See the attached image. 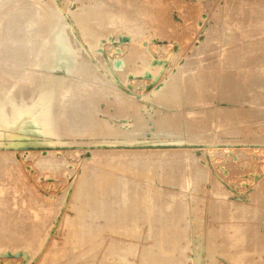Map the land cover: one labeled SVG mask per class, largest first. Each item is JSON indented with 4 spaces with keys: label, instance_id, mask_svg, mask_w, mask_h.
I'll return each instance as SVG.
<instances>
[{
    "label": "rangeland",
    "instance_id": "obj_1",
    "mask_svg": "<svg viewBox=\"0 0 264 264\" xmlns=\"http://www.w3.org/2000/svg\"><path fill=\"white\" fill-rule=\"evenodd\" d=\"M29 1L32 2V4H33L34 9L32 8V10L39 8V7H37V8L35 7V5L37 6V4H38V2H36V1H39V0H35V2H34V3H36L35 5L33 3L34 0H32V1L29 0ZM40 1H42V2H41V4H38V5H40L42 8L47 7V8H45V10L48 9V12L51 10L50 7L55 5V7L53 9L57 10L58 12L53 11V12H55V13H53L51 10L52 14L51 13L47 14V16H48L47 19L49 21L48 24L49 25L52 24L49 27H52L53 25H55L58 22L57 20H59L61 23H63L65 30L67 29L66 31L69 33L70 37H72L71 39H72L73 47L77 50H79V47H80V49L83 48L81 51V53H83V57H82V54L79 52L81 54V58H88V59L90 58L91 59L90 62L92 63V61H94L96 59L95 55H97L99 53L98 56L102 55V57H103V58L100 57L101 60H99V61H103L104 59H105V61H107V62L103 61L106 64L105 65V70H107L106 73H104L105 72L104 66H101L103 64L102 62H101L102 64L98 63L99 66H101L102 68L98 67L96 60L92 63V65L97 66V67H95V69L99 70V72H97V70H95L96 73H98V74L100 73L101 75L103 73L105 74V75L103 74L101 77L104 76L105 79L109 80V78H110V80H111L113 78L112 76L115 74V72H113V70L118 71L121 68L123 70L125 68L124 77L122 78L123 81L121 79L120 81H117V84H115V83H112V84H114L116 87H118V89L121 92H123V94H125L126 96L131 97V99L137 101V103L141 106L142 112L145 114L147 111H149L153 115H156V113H155L156 111H160V110L166 111V107H165L166 103L176 102L175 101L176 99L172 100L173 101L172 102L170 100V98L166 97L168 102L165 101V104L162 106L157 101L155 102L153 100L154 98H155V100H157V99L160 100L157 96L159 95V97L161 98L163 96L161 93H166L164 95H167L168 91H170L169 90L170 89L169 84H171V88L172 87L176 88V93L179 92L178 96L182 95L183 90L181 92V87H179V85L181 86V83H180L181 80L179 81V79H177V77L179 78L178 75L180 74L181 70H182L181 73H183L184 72L183 69H186L185 72L187 74L189 73L188 75L186 74L187 76L192 75V73L197 72V70L198 71L200 70V72H202V73H208V75L211 76V77L208 76V78H211L212 81L210 80L211 82H209L210 84H208L207 86H209L210 88H211V86H213V88H211L212 89L211 95L208 96V98L210 97V100L212 102L210 100L207 101L208 105L205 103L203 108H207V110H209L211 113L209 116L210 127L212 128V126H213L214 130L213 129H212L213 131L210 130L211 131L210 133L212 134V136H214V137L216 136L215 140H217V141L215 142V144L214 143L208 144L207 140L204 138V140L199 139V141H198V139H196L197 141L195 140L196 142H193L194 139H189L188 135H185L186 132L185 133L182 132L181 135L183 136V138H185V140H183L179 144V143L174 142V140H177V138L172 137V136H178V135H175V133L178 134L179 132L178 133L176 131L173 132L171 128H169L171 130L170 131L171 135L170 134H166V135L165 134H161V135L158 134V136L155 137V136L151 135L150 131H149V135H148L147 140L146 139L140 140L141 142L139 140H135L136 138L131 132H128L127 135L126 134L121 135L120 131L125 130V129H129L133 126V123H135V118L133 116H131L132 115L131 112H127V111L124 112V110L119 112L120 109L115 108V107L111 106L110 104L108 105V103H110V101L111 102L113 101L112 96H108L110 101L108 100V102H107L104 100L105 102H107L106 104H105V102L104 103L102 102L103 100H100L99 102H101V104L98 102L97 107H98V109L101 108L102 111L103 110L105 111L107 106L109 107V108L107 107L108 111L106 110V112H110V113L109 114L106 113L107 116H104L105 115L104 113H103L104 115L102 113H100V116H101V118L109 120L110 121L109 123H111V125L114 126L116 130H117V128L119 129L117 131V135H116V133L115 134L107 133L108 136H107V134H104V135L96 134L95 136L93 135L91 137L92 134H90V132L87 131L88 128L86 127V124H84V123L79 124V130H78V126H77L76 129H73L76 131H72L70 133L69 132L67 133V131H65V132L61 131L60 134L57 131V133L55 132V133H53V135L45 132L47 129H45L43 133H38V132H27L26 133V132L22 131L24 128V127H22V126H24L22 124L20 125V129L18 126L17 129L11 130L8 127L7 123H0V161H2L3 159H4V161L5 160L8 161L7 164H5V162H3V161H2V163L0 162V172H2V173H0V180L2 181V182L0 181V184H2V185H0V188H1L0 190L3 191L2 194H0V197L4 198V199L0 198L3 202V203L0 202V207L2 208V209L0 208V212H2V215H5L4 216L5 218L1 215L2 219L0 218L1 219L0 222L2 223V220L5 221L4 219H6L7 221L4 222L6 224L8 222V220L10 219L11 221L9 220V222L7 223L8 227H11L13 229H18L19 232L21 233V234H19V232L17 231L18 234H16V235H18L19 238L15 235L17 238L15 239V236H14V238H13L14 242H13V240L9 241V240H4V239H3V241L2 240L0 241V264H41L42 259L45 257L48 250L52 247L53 242H56V244L63 243L64 238H65V234H66L65 218H66V216H72L73 217V216H75V213H76V211L73 209V204L75 203V199H76L74 197V192H75L74 189H76V187H75V186H77L76 183H77V181H79V180H77L78 177L80 179V175H82V173L84 171V167L87 166V165L83 166V164H88V165L91 164V166H96V165L102 166V164L105 161H107V159H108L107 157L110 156L109 154H111V152L118 153V152L124 151V150L127 151L128 153L130 151H132L129 154H132L133 152H138V153L141 152L140 156L143 158L146 155L145 151L147 153H149L148 151H152L153 155H151V156L153 158L149 156L150 153H149V155L147 154L148 157L152 158V159H155V157H156V159H157L158 154L163 156V153L166 152L165 149L167 151H170L171 153H172V151L175 150V152L177 153V155L175 154L176 155L175 159L176 160L178 159V161L181 163V164L179 162L176 163L177 165L179 164L178 166L176 165V180L177 181H178V179H177L178 176H181L182 170H183V172L185 170L184 169V167H185V162H184L185 158L184 157L185 156L183 153L184 151H191L192 155H194L196 157L197 161L199 162V160H200L199 163H200L201 167L205 171H207L209 173L211 172L209 174V178L210 177L212 178V180H211V178L208 180L205 179L206 181L203 180V182H202L203 184H200L199 188H197V191H194V193L195 192L198 193L197 194V196L199 195L198 197L205 199V202L201 203L202 209L199 211V215H201V217L203 219L202 220L203 221V227H202L201 232L196 231V227L193 223V215H191V216L189 215L187 217V219H188V220H186V222L188 223L187 225L185 224L186 223L185 220L181 221V223H180L179 219L177 218L178 221L176 224H178V225H175V226H178V227H176L177 229L175 228V226L173 228L171 227L172 223L170 224L169 220H168V224L170 225V227H169V225H167V222L165 223V225H166L165 229L168 232H171L173 230V232L176 234V235L175 234L172 235L175 239L178 237L177 234H179V237L177 238L178 240L173 239V240H175L174 242L177 243V241L180 242V240H181L180 243H182V245L180 243H178V245H176L174 243L177 250L175 251L176 254H174L173 256L176 257L177 259L174 258L173 256H172V258L174 259L175 264H180V262H181V264H182V262H183V264L184 263L185 264H194L196 262L197 257L201 258V264H210V263H214V262H215L214 264H238V263H236L237 261H239V258L236 257L238 253H237V250L235 251L234 246L229 248V252L228 251L223 252L222 251L223 247L219 246L217 248V251L214 252L210 257H208V253H207L208 251L206 249L207 238H206L205 234L207 235V233L211 230L210 228H212V227L218 228L221 225V223H223V225L225 226V230H224L225 233H227V235L231 234L232 232H234V229H232L230 226H232L233 224H236V222L239 223V220L241 219L240 217L244 216V215L241 216L242 213L238 214V212L235 210L236 208H231L230 214H228L226 218H223L220 215L221 213L219 214L220 216L217 217L215 214L216 212L214 213L213 209H212L213 212H211V210H209V206L212 204L211 199L215 198V196L210 192L212 191V189L215 188L213 186H217V185H219V186L221 185L222 187L221 186L220 187L228 193V198L230 201H234L236 203H244V204H248L251 206L255 205V207H257V208L260 206V215L258 217H256L255 219H252V221H254V223H255V227L253 226L252 228H255V232L258 233L259 238L257 237V242L255 241L256 242L255 243L253 240L254 238L250 237L251 235L249 234V239L251 240V238H252L253 242L250 241V243L252 245L251 246L248 245L251 248L247 247L250 249V250L248 249L247 253H249V252H250V254L252 253V255H250V258L253 261V263H256V264H262L263 263L264 264V200H263L264 199V189H263L264 186H262V184H264V183H262V182H264V118L261 117L264 115V106H263L264 100L258 98L259 101H257L258 99H256V96L261 97L260 95H263V93H262L263 91H258L255 95L253 94L254 96L251 95L252 99L249 98L250 95L246 94L247 95V97H246L243 94L242 97L243 98L245 97L244 98L245 102L243 103V105H241L237 102H233L234 100L230 99V97H228V99H226V100L222 99V97L226 96L225 93L227 92V91L223 90V88H225L227 86H229L231 88V83H230V85L225 83L227 79L232 78L231 79L232 85H236V84L238 85L237 81L239 80V78L244 76L243 73L246 74V72H245L246 70L251 72V71L259 70L260 68L264 67V50L261 49L262 47L264 48V46H262V45H264V41H263L264 40V31H263L264 30V16H262V15H264V11H261L258 8L260 11L258 10V13H257V10H255L259 3H261V5H262V2H263V5H264V0H259V1L255 0L256 2L258 1L257 3H255L253 0L252 1L248 0L249 5L246 3L247 0H242L244 2L246 1L245 5L242 4L243 2L241 0L237 1L238 3L236 2V0H159V2H157L158 0H153V1L152 0H150V1L146 0V2H145V0H141V1L138 0L139 2L136 0L138 2V4L141 2L142 4L145 5V6L144 5L142 6L141 3L139 4V7L142 6V7H140L141 11L144 10L147 13H149L148 11H150L149 14H151V12H152V14H155V16L157 14L158 15L156 16L157 18H155V20L151 21V23H149L150 21H147L148 24H147L146 31L144 32V36H143V38L144 37L145 38L144 39L141 38V39H143V41L141 40L142 41L141 45L143 47L142 49H145L144 51H146L148 53L149 57H151V59L152 58L153 59L152 60L150 59V62L145 66L143 65V61L141 59H139V61L137 63L130 64L128 66L129 68L126 65L124 66L123 63H121L123 58H125V59L127 58V56L129 55V51L131 50V47H132L129 32H126L124 30L123 31L126 33H124L123 31H121L123 33H121L120 31L114 32L112 30H110V32H109V30L104 32L101 30L100 31L102 34L101 35L99 32L100 29L98 30V27L94 28V26L92 24H89V23H87L86 26L83 25L84 23H82V22L78 24V22H75V19H73L74 15H73L72 11L75 12L78 10V9H76V6H78L77 8H80V4L82 3L81 5H83V2H84V5L86 6L88 3H90L91 0H81V1L80 0H67V1L66 0H53L51 2H50V0H49V2H48V0H40ZM40 1H39V3H40ZM107 1H109V2L112 1L113 3H109ZM111 1L105 0V2L109 3V5L114 6L115 9H118V8L120 9L121 7H123V9H124V7H126V5H127V7H129L128 3H125L128 0H125V1L121 0V2L123 1L122 2L124 4L123 6H122L121 2L117 3V0L116 1L111 0ZM143 1H144V3H143ZM86 2H88V3H86ZM134 2H135V0H132V3H134ZM239 2H241V4ZM145 3L148 6H146ZM153 3H155V4H153ZM68 4H69V6H68ZM119 4H120V7L118 6ZM156 4L158 7L156 6ZM159 4H162V6ZM254 4L256 7L253 6ZM42 5H44V6H42ZM47 5L50 7L48 8ZM240 5H243L244 7L242 6L243 7L242 8ZM154 6H156L158 9L156 7L154 8ZM67 7H69L70 9ZM127 7L125 9H127ZM148 7H150V8H148ZM258 7H262L261 8L262 10L264 9V6H258ZM1 9H2V11H4L3 10L4 8H0V10ZM67 9L71 10V11H67ZM128 9L126 11H130L132 9V7H129ZM155 9H157V10H155ZM250 9H252V10H250ZM5 10H6V8H5ZM239 10H240V12L242 11L241 12L242 14H240V12H239L240 15L238 14ZM2 11H0V14H2L1 13ZM243 11H245V12H243ZM251 11H252V13L254 12L253 13L254 15L252 14L251 16H249V14H251L250 13ZM33 12H35V11H33ZM59 12H60V14H59ZM61 12H62V17H61ZM255 12L257 14L262 12L261 13L262 15H260V14L257 15ZM247 13H248V16L251 17L250 19L253 21V24L255 23L254 24L255 26L252 24L251 21L248 20L249 17H246ZM49 15H50V17H49ZM71 15H73V17H71ZM255 15L260 17V18L262 17V18L258 21L259 18H256ZM56 16H57V18H56ZM2 17H3V15L1 16V19H0V20H3V22H1L2 26L0 25V30L2 29L1 31H3V29L5 28V30L7 31L6 28L11 27V29H12L14 27L15 29L9 30L7 32L8 33L10 31L11 32L13 31V33L17 32V34H13V35H15L16 38H17V36L20 37V34L22 35V33H20L16 29L18 27L15 26L16 22H17L15 18H17V20H20L21 16L20 17L14 16L15 20L14 19L11 20L12 19L11 18V19H9V21L6 18V16L3 17L5 19H3ZM237 17H238V19H236ZM241 17H243V18H241ZM22 18H23V15H22ZM26 18H27V16L26 17L24 16V19H22V20L24 21V20H26ZM53 18H56V20ZM253 18H255V19L253 20ZM61 19H63L64 21H61ZM22 20H20V22H23ZM52 20L55 22H53ZM256 20L258 23L259 22H262V23H259L258 26H256L257 25ZM4 21L5 22L8 21L9 23L7 22L8 24L7 23L5 24ZM13 21H15V22H13ZM156 21H157V23H156ZM50 22H52V23H50ZM3 23L5 25H3ZM7 25H9V26H7ZM82 25H83V27H82ZM247 26H249V27L247 28ZM251 26H253V28ZM250 27L252 28L251 30H255V31L249 30ZM258 27H259V30H258ZM70 28H72V29H70ZM84 28H86L88 30H86ZM8 29H10V28H8ZM91 29H92V31H94L93 33H95V34H92L93 36H91V33H92ZM96 29L99 33L96 32ZM244 30L246 31V33ZM248 30H249V33H252V34L248 33L249 37L247 35ZM260 30H261V32H260ZM1 31H0V33H1ZM6 31H4L5 32L4 34L8 35V33ZM85 31H87L89 33L91 32V33L86 34ZM70 33H72L73 35ZM253 33L256 35H254ZM258 34H260V35L258 36ZM252 35L255 37L254 38L255 40L252 38L253 37ZM99 36H100V38H99ZM228 36H230V37H228ZM206 38H208V39H206ZM247 38H250V39H247ZM251 39L253 41H251ZM97 40L100 44L97 42ZM228 40H230V42ZM244 41H246V42H244ZM251 42H253L254 44ZM96 43H98L99 45ZM76 44H77V46L79 45L78 48H77V46L76 47L74 46ZM240 44H242V45H240ZM94 45H95V47H94ZM103 45L105 48H102ZM213 45H215V46L213 47ZM234 46H235V48H234ZM222 47L224 48V50H222L223 49ZM237 48H239L241 52L238 51L239 49L236 50ZM197 49H198V51H197ZM210 49H212V50H210ZM228 49H230V51L234 50V52H232V53H235V54L232 55L231 52L229 53ZM241 49L242 50L244 49L245 51L243 50V52H242ZM84 50L86 51L87 54L85 53ZM213 50H214V52H212ZM87 51H89V52H87ZM237 52L239 53V55L236 54ZM245 52H246V54H245ZM100 53H102V54H100ZM84 54L89 55V56H86ZM126 54H128V55H126ZM228 54L232 58L229 57ZM240 54H241V56H240ZM32 55L33 54H31V55L25 54L23 63L20 62L21 66H22L24 63L27 64L31 60V58H33V60H31V64L28 63L30 66H27L28 64L27 65L24 64L23 65L24 67H22L23 69H26L27 71L31 70V72H33V68L35 67L33 65L36 64V61H34L36 59H34V56L32 57ZM27 56L30 57V60L28 58H26ZM238 56L240 58H238ZM120 59H122V60H120ZM230 59L231 60L233 59L234 61L232 60L233 61L232 62ZM33 61L35 63L32 65ZM109 62H110V64H109ZM113 62H115V63H113ZM191 62H193V63H191ZM225 62L229 63L228 64L229 66ZM231 62H232V64H230ZM144 64H146V63H144ZM132 65H134V70H132L133 69ZM254 65H255V67H254ZM227 66L229 69L227 68ZM184 67H188L189 72H187L188 69L184 68ZM234 67H235V69H234ZM108 68H109L110 72H109ZM130 68H132L131 71L129 70ZM226 68L228 69V72H227ZM193 69H194V72H193ZM34 70H36V67L34 68ZM103 70H104V72H103ZM127 70H128V73H127ZM203 70H204V72H203ZM229 70H230V72H229ZM190 72H192V73L190 74ZM222 72H224V73L226 72L227 74L226 73L224 74ZM49 74H51V75L54 74L56 76H58V75L59 76H69V74H67L66 72L58 71V70L52 71ZM173 75L176 76V77L174 76V78H176L177 81L179 82V84H178V82L175 80L176 84L178 85L175 87H174L173 82H172V81H174ZM219 76L221 78H223V80H221V78H219ZM247 76H244L243 78L245 79V77H247ZM76 77H77V75H76ZM215 77H217V79ZM224 77H226L225 78L226 80L224 79ZM214 78H215V80H214ZM169 79H171L172 83L170 82ZM219 79H220L219 83L218 82L216 83V81H218ZM213 80H214V82H213ZM46 81H48V79ZM38 83L40 84L41 81ZM5 84H8L9 86L5 85ZM10 84L12 85V83L10 81L9 82L5 81V83H4L5 90L11 89L10 87H12V86H10ZM118 84H119V86H118ZM241 85L242 84H239V86H241ZM177 87H179L178 90H177ZM215 87H217V88H215ZM7 88H9V89H7ZM33 89L35 90L37 88L34 87ZM167 89H168V91H165ZM13 90L14 91H12V94H15V92H17L16 96L18 97V101L20 103L22 101V96H21V94H19V92H20L19 89L14 88ZM35 91L37 92L38 89ZM0 93H2V92L0 91ZM36 94L37 93H35V96H33L34 98H32L30 95L28 96L25 94L24 97L27 98L26 104H31L34 99L37 102ZM223 94H224V96H223ZM2 95H4V92L0 95L1 98L4 97ZM233 95H235V94H233ZM180 96H179V100L181 98ZM146 97H149V98L146 99ZM262 97H264V96H262ZM247 98H249V99H247ZM249 100H250V102L251 101L254 102V100H256L257 102H259V104L258 103L255 104L256 101L254 102V104L252 102L247 104V102ZM261 100L263 103L260 102ZM169 103L167 105H169ZM249 104H251V105L253 104L254 106L256 105L255 107L257 110H253V109H255L253 107V105H252L253 109L252 108L250 109L251 105L249 106ZM259 105L260 106L262 105V108ZM257 106L260 109L259 111H258ZM208 107H210V108H208ZM216 109H218V110H216ZM245 109H247L246 112L244 111ZM13 110H10V113L12 115H10V113H9L10 116L7 118V120L8 121L12 120L11 122L15 123V121H17L19 118V112H16L18 110H15V109H13ZM39 110H40V107L38 110H36V116H37L36 118H37L38 122L41 120L40 119L41 114L39 113L40 112ZM221 110H225L226 114L229 116H227L225 114L227 117H224L222 119L221 115L224 116V114H222ZM235 110L236 111L238 110V111L236 112ZM11 111H13V112H11ZM247 111L251 115H249V113H248L247 114L248 116H246ZM257 111L260 113L257 114ZM14 112H16V115L14 114ZM227 112H229V114ZM230 112H231V114H230ZM234 112L237 113L238 116L235 115ZM217 113H219V114L217 115ZM13 114H14V116H13ZM38 114H40V115H38ZM253 114H254V116H253ZM16 116H18L17 119H15ZM214 116L215 117L219 116V117L215 118ZM10 117H11V119L9 120ZM147 117H148V115H147ZM214 119H215V121H214ZM260 119H262V120H260ZM13 120H15V121H13ZM31 120L29 118V121H31ZM221 120H223V121H221ZM148 121H149V119H148ZM40 122H39V127H40V125L42 127L43 123L41 122L42 123L41 124ZM216 122H218V123H216ZM221 122H222V124H221ZM211 123H213V124H211ZM6 127L9 129H5ZM151 127H152V125H151ZM216 128H217V130H216ZM9 130H11V131H9ZM17 130H19V131H17ZM179 130L184 131V128H179ZM79 132H81V133L79 134ZM12 133H13V135H16V137H11ZM183 133H184V135H183ZM208 134H209V131L206 134L207 137H208ZM121 136H122V138H121ZM123 136H125V137H123ZM159 137H161V138H159ZM130 140H131V142H130ZM191 140H192V142H191ZM217 142H218V144H217ZM17 143H19V145H17ZM141 149H143V150H141ZM161 150H163V151H161ZM176 150L179 152H177ZM102 152L106 153V155H105V153L103 154V156H105V157L102 156ZM108 152H109V154H108ZM175 152H173V153H175ZM2 153H3V156H2L3 158H1ZM96 153H98V154H96ZM99 153H101L100 156H99ZM154 153H155V155H154ZM181 153H182V155H181ZM94 154H96V156ZM135 154H137V153H135ZM5 155H7V156H5ZM93 155L95 157H93ZM142 155H144V156H142ZM180 156L181 157L184 156V157L181 158ZM6 157H8V158H6ZM41 159H42V161H41ZM44 159H49V160H51V162H48L49 160H44ZM91 160L93 161V163L95 162L94 165L91 163L92 162ZM46 163H48L47 166L49 165V163H52L53 165L54 164L55 165L53 168L49 167V166L47 167L46 165L43 166ZM2 167H4V168H2ZM59 167H61V168H59ZM3 169H4V171H3ZM179 170H180V172H179ZM212 181H214V182H212ZM215 181H217V185L214 184V183H216ZM3 185L5 187L2 188ZM177 186L178 185L166 186L165 188L169 191L179 193L180 191H182V189L179 186L178 187ZM258 187H260V188H258ZM3 189H6V190H3ZM262 189H263V192L261 191ZM199 190H200V192H198ZM1 191H0V193H1ZM259 191H261V192H259ZM187 192L188 191H184V194L185 195L187 194L186 195L187 197L186 196L185 197L189 198ZM202 192H205V193L202 194ZM3 193L6 194V197H5V194H3ZM204 194H207V195H204ZM212 195L214 197H212ZM250 195H252L251 196L252 198L250 197ZM258 195H260V196H258ZM253 196H256V197H253ZM12 202H13V204H12ZM7 203H9V205ZM163 203H165V201H163ZM6 206H7V209H6ZM24 206H25V208L27 207L26 208L27 212L21 210L22 208H24ZM29 207L32 209L31 212L29 211L30 210ZM3 208H5V209H3ZM225 209H227V207H225ZM233 209H234V212L232 211ZM3 210H4V212H3ZM33 210H34V212H32ZM262 211H263V213H262ZM33 213H35L34 216H33ZM35 215H38V216L35 217ZM213 215H214V217H213ZM10 216H11V218H10ZM248 217H250V216H248ZM250 219L251 218H249V220ZM247 220H248L247 218L243 219L242 223L244 224V222ZM98 221H100V223H101L103 220H97V222ZM191 221H192V223H191ZM252 221L251 222L249 221V222L252 225H254ZM97 222H96V224H97ZM178 222L180 223V226H179ZM182 222L183 223L185 222V223L182 224ZM226 222L229 224H227ZM103 223H104V221L101 224H103ZM189 223H190V225H189ZM12 224H15L17 226H15V225L12 226ZM98 224H99V222H98ZM141 225H142V223H141ZM181 225H182V227H181ZM259 225L261 226V228ZM142 227H143L142 228L143 229L142 235L144 236V231H145L144 229H146V225L143 224ZM227 227H229V228H227ZM170 228H171V231L169 230ZM181 229H182L183 233L185 230L187 231L184 234L181 233L182 239L180 238L181 237L180 236V230ZM226 229H228V230H226ZM30 232H32V233L30 234ZM24 233H25V235H23ZM186 233L188 236L185 235ZM183 236H184V238H183ZM21 237H22V239H20ZM104 237H105V243H107V244L112 243V240H114L115 243H117V241L119 239L121 240V238H123L117 234L112 235V233L109 231H107V232L105 231ZM111 237L112 238L115 237V238L110 240ZM185 237H187V238H185ZM221 237L222 236L216 237V239H218V241H220V244L222 241ZM142 238L143 239L137 240V242H135V243H137V246L140 245L139 246L140 251L138 250L139 248H137V250H136L137 254L134 253V254H136L135 256L132 254H130L128 256V260H129L130 264H144L145 260L144 261H143V259L141 260V257L138 255H140L139 252L142 251L141 250L142 245L144 247L146 244H148L146 242H149V241L145 240V237H142ZM26 239H27V241H26ZM184 239L186 240L185 242H184ZM109 240H110V242H109ZM122 240H126L125 243H123L125 246H126L127 241H128L127 243H129L131 241L128 238H123ZM187 240H189V241H187ZM105 243L102 245L101 248H99L98 250H96L94 252L95 257L93 255V253H91L92 256H91V254L88 255L91 257L86 256V258H84V260H81L82 263H80V260H78L77 263L78 264L79 263L80 264H101V262L103 261V264H125L123 261H121L115 257H114L115 259H113V256H111V255H110L111 258L108 256L105 259H102V257L106 254L105 247L107 249V244H105ZM253 243H255L254 246H253ZM257 243H258L259 247H258ZM123 244H116V247H118V248L120 247V249L117 248L118 250H120V252L123 250H126L125 247H124L125 249H123V250L121 249L122 248L121 245H123ZM180 245H181V247H183V248L180 247L181 251L178 250L180 248L177 247ZM184 249H185V251H184ZM232 250H233V252L234 251L235 252L234 253L231 252ZM251 250H252V252H251ZM182 251H183V253H182ZM179 252L182 253L183 255L182 254L180 255ZM184 253H186V254H184ZM181 256H182V258H180ZM236 259H237V261H236ZM257 259H260V260H257ZM178 260L180 262H177ZM254 261H256V262H254ZM74 262L72 264H76V261H74ZM148 262L149 261H147L146 264ZM171 262L173 263L172 260H171ZM64 263H65V261H64ZM156 264H159V263H156Z\"/></svg>",
    "mask_w": 264,
    "mask_h": 264
},
{
    "label": "bare ground",
    "instance_id": "obj_2",
    "mask_svg": "<svg viewBox=\"0 0 264 264\" xmlns=\"http://www.w3.org/2000/svg\"><path fill=\"white\" fill-rule=\"evenodd\" d=\"M39 1H36V2H38V4H41L42 1H40V3H39ZM51 1H53V0H50V2ZM137 1L135 0L134 3H132V0H130V1L128 0L127 2H125V3H128L129 7H132V9L130 11H126L129 8V7H127V5H126L127 9H125L126 7H124L125 10L123 9V7H121L120 9L117 7L118 9H115L114 6L109 5V3H113L112 1L111 2L107 1V2H109V3H107V2H105V0H93V1L91 0L90 3L86 2V3H88L86 6L84 5V2H83V5H81L82 3L80 2L81 3L80 8H77L78 6H76V9H78V10L75 12L72 11L74 17H73V15H71V17H73V19H75V22H78V24L82 22V23H84L83 25L86 26V24L89 23V24H92L94 26V28L98 27V30L100 29L99 32L101 30L104 32H106L108 30H109V32H110V30H112L114 32L115 31L121 32L123 30L126 32H129L130 34L129 33L128 34L130 35L132 47H131V50L129 51V55L126 54V55H128L127 58L126 59L123 58V60L120 59L123 61V62L121 61V63H123L124 66L126 65L128 67L130 64H135L139 61V59H141L143 61V65L145 66L150 62L151 57H149L148 53L146 51H144L145 49H142L143 47L141 45V42L145 38V37L143 38V36H144V32L146 31V27L148 24L147 21H150L149 23H151V21H153V20H155V18H157L156 16L158 14L155 16V14H152V12H151V14H149L150 11H148L149 13L145 12L144 10L141 11L140 7H142L144 4H142L140 2L142 6L139 7L140 3L138 4L139 1L138 2ZM237 1H239V0H236V2ZM250 1H252V0H250ZM253 1L255 3H257L259 0L257 2L255 0H253ZM34 2H35V0L33 1V3ZM48 2H49V0H48ZM118 2L120 3L121 0H117V3ZM145 2H146V0H145ZM157 2H159V0ZM242 2H243L242 3L243 5H245L246 3L249 5L248 0H247V2L245 1L246 3L244 1H242ZM143 3H144V1H143ZM155 3H153V4H155ZM239 3L241 4V2H239ZM35 4L36 3H34V5ZM38 4H37V6L35 5V7L36 8L39 7V8L32 10L33 4L29 0L28 1L27 0H0V8H4L3 9L4 11H2V9L0 10V11H2L1 12L2 14H0V15L1 16L3 15V17L6 16L8 21L11 18H12L11 20H13L14 16L15 17L21 16L20 20L24 19V16L25 17L27 16L26 20H24V21L22 20L23 22H20V20H17V18H15L17 21L15 26L18 27L16 29L20 33H22V35L20 34V37L17 36V38H16L15 35H13V34H17V32L13 33V31L12 32L10 31L9 32L10 34L7 32L9 30L15 29L14 27L12 29H11V27H8L10 29L6 28L7 31L5 30V28L3 29V31H1L2 29L0 30L1 31V33H0V91L2 93L4 92V95H2L4 97L1 98V96H0V123H7L8 127L11 130L17 129L18 126L20 129V125L22 124V125H24V126H22V127H24L22 131L26 132V133L27 132L43 133L44 130L47 129L45 132H47L48 134H52V135L55 132L57 133V131L59 134L61 133V131H64V132L67 131V133L68 132L70 133L72 131H76L73 129H76L77 126H78V130H79V124L84 123V124H86V127L88 128L87 131L90 132V134H92L91 137L93 135L95 136L96 134L104 135L107 133H109V134H115L116 133V135H117V131L119 129L117 128V130H116L115 127L112 126L111 123H109L110 122L109 120L101 118V116H100V113H102V114L104 113L105 115L104 114L103 115L107 116L106 113H108V114L110 113V112H106V110L108 111L109 107L106 105L108 108L106 107L105 111L104 110L102 111L101 108L98 109V107H97L98 106L97 103L100 100H103L102 101L103 103L105 101L108 102V100H109L108 96H112L113 101L111 102L109 100L110 103H108V105L110 104L111 106L120 109L119 112H121L122 110H124V112L125 111L131 112L132 115L131 114L130 115L135 118V123H133V126L129 129H125V130L120 131L121 135L122 134L127 135L128 132H131L135 136V138H136L135 140L140 141V140H145V139L147 140L148 135H149V131H150V134L155 136V137L158 136V134H160V135L161 134H165V135L170 134L171 135V133H170L171 130L169 129V128H171L173 132H175V131L177 133L179 132L178 134L175 133V135H178V136H172V137L177 138V140H174V142H176V143L180 144L183 140H185V138H183L181 133L186 132L185 135H188L189 139H194L193 142H196L197 141L196 139H198V141H199V139L204 140V138H205L207 140L208 144L209 143L215 144V142L217 141V140H215L216 136L214 137L210 133L211 132L210 130H212V129L214 130L213 126H212V128L210 127L209 116L211 113L209 110H207V108H203L205 103L207 104V101L210 100V97L208 98V96L211 95V90H212L211 88H213V86H211L213 83L210 85L211 88L209 86H207L208 84H210L209 82L212 81L211 78H208V76H210V75H208V73H202V72H200V70L199 71L197 70V72H194V69H193L194 73L190 72V74L192 73V75L187 76L189 73L187 74L185 72L186 69H183L185 73L184 72L181 73L182 70H181V72L179 71L180 74L179 75L177 74L179 76V78L177 77V79H179V81L181 80L180 81L181 86L179 85V87H181V92L183 90L182 95L181 96L179 95L181 97L180 100H179V96H178L179 92L176 93V88H173V87L171 88V84H169L170 87L169 86L168 87L170 89L169 88L168 89L170 91H168V89L165 90V91H168V94L164 95L166 93H161L163 95V96L161 95L162 96L161 98L159 97V95L158 96L156 95L160 100H158V99L155 100V98L153 100L155 102L157 101L162 106L165 104V101H167L166 97L170 98L171 101L176 99L175 100L176 102L172 101L173 103H169L167 101L169 103V105H167L168 103H166V105H165L166 111H161V110L156 111L155 112L156 115H153L149 111H147L145 114L142 112L141 106L137 103V101H135V100L131 99V97H128L125 94H123V92H121L118 89V87H116L114 84H112V83L117 84V81H120L124 77L125 68H124V70L122 68L119 69L118 71L113 70V72H115V74L112 76L113 78L111 77L113 79V80L111 79L112 81L110 80V78H109V80H107L104 78V76L101 77L104 73L107 72V70H105L106 64L103 62V61H105V59L103 61H99V60H101L100 57H102V55L98 56L99 53L97 55H95L96 56V59H95L96 63L98 64V63L102 62L103 64L101 63L102 64L101 66H104L105 72L103 70L104 73L101 75L100 73L98 74L95 71V70H97V69H95V67H97V66L92 65V63L95 60L92 61V63H91L90 58H89L90 60L88 58H81V54L83 57V53H81L83 48L80 49V47H79V50H77L73 47L72 39H71L72 37H70L69 33L66 31L67 29L65 30L63 23H61L59 20H57L58 22L55 25H53L52 27H49L52 24L51 25L48 24L49 21L47 19L48 18L47 14L51 13V10H52V12L57 11V10L53 9L55 7V5L53 3L52 4L54 6L51 5L52 7L47 5L48 8L50 7V9H51V10L49 9L50 11L48 12V9H46L47 11L45 10V8H47V7L42 8ZM44 5H42V6H44ZM123 5L124 4L122 3V6ZM159 5L162 6V4H159ZM243 5H240V6L242 7ZM68 6H69V4H68ZM118 6L120 7V4ZM146 6H148V5L146 4ZM156 6H157V4H156ZM156 6H154V8ZM253 6L256 7L255 4ZM258 6H264L263 2H262V5H261V3H259L255 10H257V13H258L259 9L261 11H264V9L263 10L261 9L262 7H258ZM5 8H6V10H5ZM67 8H69V7H67ZM148 8H150V7H148ZM157 9H155V10H157ZM252 9H250V10H252ZM240 10L238 11V14H239ZM33 11H35V12H33ZM67 11H71V10L67 9ZM241 12H240V14H242ZM243 12H245V11H243ZM53 13H55V12H53ZM250 13L251 14H249V16H251L254 12L252 13V11H251ZM261 13H259V14L262 15ZM59 14H60V12H59ZM259 14H257V15H259ZM22 15H23V18H22ZM50 15H49V17H50ZM1 16H0V19H1ZM57 16H56V18H57ZM249 16L247 13L246 17H249ZM262 16H264V15H262ZM61 17H62V12H61ZM56 18H53V19L56 20ZM241 18H243V17H241ZM250 18L251 17H249L248 20L251 21L253 24V21ZM256 18H259L258 19V21H259L262 17L260 18V17L256 16ZM3 19H5V18H3ZM236 19H238V17ZM254 19L255 18H253V20ZM61 21H64V20L61 19ZM1 22H3V20H0V25L2 24ZM7 22H5V24ZM13 22H15V21H13ZM53 22H55V21H53ZM256 22H257V20H256ZM50 23H52V22H50ZM156 23H157V21H156ZM259 23H262V22H259ZM259 23L257 22L256 26H258ZM5 24L3 23V25H5ZM9 25H7V26H9ZM83 25H82V27H83ZM248 27L249 26H247V28ZM251 27L253 28V26H251ZM251 27L249 30L252 29ZM70 29H72V28H70ZM84 29H86V28H84ZM86 30H88V29H86ZM249 30L247 32L248 37H249V34H252V33H249ZM258 30H259V27H258ZM4 31H6L8 33V35L4 34L5 33ZM91 31H92V29H91ZM251 31H255V30H251ZM85 32H86V34L91 33V32L90 33L87 32V31H85ZM93 32L94 31H92L91 36H93L92 34H95ZM96 32L99 33L97 31V29H96ZM123 32H121V33H123ZM126 32H124V33H126ZM260 32H261V30H260ZM245 33H246V31H245ZM70 34H72V33H70ZM100 34H101V32H100ZM260 34H258V36ZM254 35H256V34H254ZM228 37H230V36H228ZM99 38H100V36H99ZM141 38H143V39H141ZM252 38L254 39L255 37L253 36ZM206 39H208V38H206ZM247 39H250V38H247ZM228 41L230 42V40H228ZM251 41H253V40L251 39ZM97 42H98V40H97ZM244 42H246V41H244ZM98 43H96V44H98ZM251 43H253V42H251ZM240 45H242V44H240ZM74 46L76 47L77 44ZM78 46H77V48H78ZM214 46L215 45H213V47ZM262 46H264V45H262ZM94 47H95V45H94ZM102 48H105L104 45L102 46ZM234 48H235V46H234ZM238 49L239 48H237L236 50H238ZM261 49L264 50L263 47ZM210 50H212V49H210ZM222 50H224V48ZM228 50H229V53L231 52L232 55L235 54V53H232V52H234V50H232V51H230V49H228ZM243 50H242V52H243ZM89 51H87V52H89ZM197 51H198V49H197ZM238 51L241 52L240 49ZM212 52H214V50ZM85 53H86V51H85ZM25 54L26 55L33 54L32 57L34 56V59H36V60H34V61H36V64L33 65L35 63L34 61L32 63V65L36 67V70H34L35 67L33 68L31 66L33 68V72H31V70L27 71L26 69L22 68V67H24L23 65L26 63H24L22 66L20 64V62L23 63ZM86 54H84V55H86ZM100 54H102V53H100ZM236 54L239 55L238 52ZM245 54H246V52H245ZM86 56H89V55H86ZM228 56H229V54H228ZM240 56H241V54H240ZM229 57H231V56H229ZM26 58H28L30 60V57L27 56ZM238 58H240V57L238 56ZM31 60H33V58H31ZM31 60L28 63L31 64ZM105 62H107V61H105ZM232 62L230 64H232ZM113 63H115V62H113ZM144 63H146V64H144ZM191 63H193V62H191ZM225 63H227V62H225ZM109 64H110V62H109ZM228 64L229 63H227V65ZM27 66H30V65L28 64ZM101 66H99V64H98L99 68ZM228 66H227V68H228ZM132 67H133V69L130 68L129 69L130 71H131V69L134 70V65H132ZM188 67H184V68L188 69ZM254 67H255V65H254ZM227 68H226V70L228 72L229 68L228 69ZM234 69H235V67H234ZM56 70L64 71L67 74H69V76H59V75L56 76L54 74L53 75L49 74L50 72L56 71ZM108 70H109V68H108ZM97 72H99V70H97ZM109 72H110V70H109ZM187 72H189V69L187 70ZM203 72H204V70H203ZM229 72H230V70H229ZM245 72H246V74L243 73V75L244 76L248 75V76L245 77V79L243 78L244 76L239 78V80L237 79L238 85L237 84L232 85V80H231L232 78L226 80L225 79L226 77H224V79L226 80V82L225 81L224 82L228 85H230V83H231V88L229 86L223 88V90H225L227 92L225 93L226 96H224V94H223L224 97H222V99L226 100V99H228V97H230V99L234 100L233 102H237V103L243 105V103L245 102L244 101L245 97L244 98L242 97L243 94L246 97H247V95H250L249 98H251L252 97L251 95H253V94L255 95L258 91H263L262 92L263 95H260V96L261 97L264 96V67H262L256 71L249 72L248 70H246ZM127 73H128V70H127ZM222 73H224V72H222ZM76 75H77V77H76ZM175 75H173V78ZM215 78L217 79V77H215ZM215 78H214V80H215ZM219 78H221V77L219 76ZM45 79L46 80L48 79V81H46ZM177 79L174 78V81H172L174 87L178 86L175 82V80L177 81ZM39 80L41 81L40 84L38 83V82H40ZM169 80L171 82V79H169ZM214 80H213V82H214ZM221 80H223V78H221ZM5 81H8V82L10 81L12 83V85L10 84V86H12V87H10L11 88L10 90H5V88H4ZM122 81H123V79H122ZM219 81H220V79L218 81H216V83L217 82L219 83ZM8 84H5V85H8ZM178 84H179V82H178ZM239 84H242V85L239 86ZM118 86H119V84H118ZM34 87H36L38 89L37 92L35 91L37 89H35V90L33 89ZM179 87H177V90ZM14 88L15 89L17 88L20 91L19 94H21V96H22V101L20 103L18 101V97L16 96L17 92H15V94H12V91H14L13 90ZM215 88H217V87H215ZM7 89H9V88H7ZM2 93H0V95ZM35 93H37L36 94L37 102L34 99L31 104H26L27 98H25L24 95L25 94L28 96L30 95L32 98H34L33 96H35ZM233 94H235V95H233ZM261 97L256 96V99L259 98V99L264 100V97H262V98ZM147 98H149V97H146V99ZM249 98H247V99H249ZM259 99L257 101H259ZM255 101L256 100H254V102ZM257 101L255 102V104L256 103L259 104V102H257ZM107 102H105V104ZM251 102L249 100L247 102V104L251 103ZM254 102H252V103L254 104ZM260 102L263 103L262 100ZM99 103L101 104V102H99ZM250 105L251 104H249V106ZM252 105H251L250 109L252 108ZM255 106L253 105V107L255 108V109L252 108L253 110H257ZM39 107H40L39 113L41 115L40 114H38V115L41 116L40 119L42 121L40 119L39 120L43 123L42 127H41V125L39 127L40 121L38 122V120L36 118L37 117L36 116V110H38ZM210 107H208V108H210ZM260 107L262 108V105ZM13 109L18 110L16 112H19L18 120L17 121L13 120V121H15V123L11 122L12 120L11 121L7 120V118L10 115H12L10 113V110H13ZM216 110H218V109H216ZM246 110L247 109H245L244 111L246 112ZM259 110L260 109L258 107V111ZM13 111H11V112H13ZM221 111H222V114H224V116L221 115L222 119L224 117L229 116L226 114L225 110H221ZM258 111H257V114L260 113ZM16 112H14L15 115H16ZM9 113H10V115H9ZM227 113L229 114V112H227ZM248 113L249 112L247 111L246 116H248L247 115ZM14 114H13V116H14ZM218 114L219 113H217V115ZM230 114H231V112H230ZM234 114L238 116L237 113L234 112ZM147 115H148V117H147ZM249 115H251V114L249 113ZM253 116H254V114H253ZM17 117L18 116H16L15 119H17ZM217 117H219V116H216L215 118H217ZM261 117L264 118V115ZM29 118H30V120L31 119L32 120L29 121ZM10 119H11V117L9 118V120ZM148 119H149V121H148ZM260 120H262V119H260ZM214 121H215V119H214ZM221 121H223V120H221ZM216 123H218V122H216ZM211 124H213V123H211ZM221 124H222V122H221ZM151 125H152V127H151ZM9 128L6 127L5 129H9ZM179 128H184V131L179 130ZM11 130H9V131H11ZM216 130H217V128H216ZM17 131H19V130H17ZM208 131H209V134H208L209 138L206 135ZM80 133L81 132H79V134ZM184 133H183V135H184ZM107 136H108V134H107ZM11 137H16V135H13V133H12ZM123 137H125V136H123ZM121 138H122V136H121ZM159 138H161V137H159ZM130 142H131V140H130ZM191 142H192V140H191ZM217 144H218V142H217ZM17 145H19V143H17ZM141 150H143V149H141ZM161 151H163V150H161ZM165 151L166 152L163 153V156L158 154L157 159L155 156H154L155 159H152L153 158L151 156V155H153L152 151H148L150 153V155H149V153H147L145 151L146 155L148 154L152 158H149L148 155L146 156L145 154L144 155L146 157L144 155H142V156H144V158L141 157L140 156L141 152L140 153L133 152L132 154H129L132 151H130L128 153L125 150L120 151L118 153L111 152V154H109V152H108V154L110 156L107 157L108 158L107 161H105L102 164V166L101 165L100 166L99 165L91 166L90 163H89L90 165L83 164V166L84 165H87V166L84 167V171H83L82 175H80V179L78 177L77 180H79V181H77V183H76L77 186H75L76 189H74L75 190L74 197L76 199H75V203L73 204V209L76 211L75 216H73V217L72 216H66V218H65L66 234H65V238H64L63 243L56 244V242H53L52 247L48 250L45 257L42 259L41 264H72L74 261H76V264H78L77 263L78 260H80V263H82L81 260H84V258H86V256H88L91 253H93V255H94V252L96 250H98L99 248H101L102 245L105 243V237H104L105 231L111 232L112 235L117 234L120 237L128 238L131 241L129 243H127L128 242L127 241L126 246L123 244L126 241V240H122L123 238H121L122 241L120 239H119L120 240L119 241L116 238L118 240V241L116 240L117 243H115L114 240H112V243H110V244L105 243V244H107V249L105 247L106 254L102 257V259H105L108 256L111 258V256H113V259L117 258V259L123 261L125 264H130L129 260H128V256L130 254L135 256L137 254L136 250L140 246V245L137 246V243H135V242H137V240L143 239L142 237H145V240L149 241V242H146L148 244H146V245L144 244L145 245L144 247L142 245V249H141L142 251L141 252H139L140 248L138 249L139 250L138 252L140 253V255H138V256L141 257V260L143 259V261L145 260L146 262L149 261L151 264H154V263L155 264L156 263H159V264H165L166 263L167 264L168 262L170 264H173V263L175 264L172 256L174 254H176L175 251L177 249L175 247V244L178 245V243H180L181 240H180V242L177 241V243L174 242L179 237V234H177L178 237L176 236L177 238L175 239L172 236L175 233L173 232V230L171 231V228L169 229L171 232H168L165 229V226H166L165 223L167 222V225H169L168 224V220H169L170 224L172 223L171 227L173 228L175 225H178V224H176L178 219H179L180 223H181V221H184V220L186 222V220H188L187 217L189 215L190 216L193 215V223L196 227V231L197 232L202 231V227H203V221L202 220L203 219H202L201 215H199V211L202 209L201 203L205 202V199L198 197L199 196V195L197 196L198 193L195 192L196 193L195 194L194 191H197V188H199V185L203 184L202 183L203 180H205V179L208 180L211 178V177L209 178V174L211 172L209 173L201 167V165L199 163L200 160L198 162L196 157L194 155H192L191 151H184V152L182 151L184 153V156H185V157L182 156L185 158V161H184L185 162V167H184L185 170H184V172L182 170L181 176H178V178H177L178 181H177L176 180V165H177L176 163L179 162L178 159L177 160L175 159V156L177 155V153L175 152V150L172 151V153L170 151H167L166 149H165ZM173 152H175V153H173ZM177 152H179V151H177ZM104 153L105 152H102V156ZM135 153H137V154H135ZM96 154H98V153H96ZM96 154H94V155L96 156ZM100 154L101 153H99V156H100ZM94 155H93V157H95ZM105 155H106V153H105ZM154 155H155V153H154ZM181 155H182V153H181ZM2 156H3V153L1 155V158H3ZM5 156H7V155H5ZM103 157H105V156H103ZM6 158H8V157H6ZM44 160H49V159H44ZM2 161L5 162V164H7V162H8L7 160L4 161V159ZM2 161H0V162L2 163ZM41 161H42V159H41ZM48 162H51V160H49ZM91 163L94 165L95 162L93 163V161H92ZM47 164L48 163H46L44 165L42 164V165L47 166ZM54 165L52 163H49L48 166L53 168ZM2 168H4V167H2ZM59 168H61V167H59ZM3 171H4V169H3ZM179 172H180V170H179ZM0 173H2V172H0ZM211 180H212V178H211ZM212 182H214V181H212ZM215 182L216 183H214V184L217 185V181H215ZM262 183H264V182H262ZM0 185H2V184H0ZM175 185H178L182 189V191H180L178 193V192L169 191L165 188L166 186H175ZM220 186L219 185L213 186L215 188L212 189V191L210 192L215 196V198L211 199L212 204L209 206V210H211V212H213L212 211V209H213L214 213L216 212L215 214L217 217H219L221 215L223 218H226L227 215L230 214L231 208H236L235 210L238 212V214L242 213L241 216H243V215L244 216L240 217L241 219L239 220V223L236 222V224H233L232 226H230L232 229H234V232H232L231 234L227 235V233H225V231H224L225 226L223 225V223H221V225L218 228L217 227L210 228L211 230L207 233V235L205 234V236L207 238L206 249L208 251L207 252L208 257H210L214 252H216L217 248L219 246L224 248V249L222 248L223 252H227V251L229 252V248L234 246L235 251L237 250V253H238L236 257L239 258V261H240L239 262L236 259V261H237L236 263H238V264H256V263H253V261L250 258V255H252V253L250 254V252L249 253H247V252H248V249L251 248L248 245H250V246L252 245L250 243V241L253 242V240H254V242L255 241L257 242V237L259 238L258 233L255 232V228H252L253 226L255 227V223H254V221H252V219H255L256 217H258L260 215V206L257 208V207H255V205L251 206V205L244 204V203H236L234 201H230L228 198V193L221 188L222 186L221 187ZM262 186H264V184H262ZM3 187H5V186L3 185L2 188ZM258 188H260V187H258ZM263 189L261 190L262 192H263ZM3 190H6V189H3ZM200 190L198 192H200ZM184 191H188L187 193H188L189 198H186L187 194L185 195ZM261 191H259V192H261ZM2 192L3 191H1L0 194H2ZM5 193H3V194H5ZM203 193H205V192H202V194ZM207 194H204V195H207ZM213 195H212V197H214ZM260 195H258V196H260ZM251 196L252 195H250V197ZM5 197H6V194H5ZM253 197H256V196H253ZM0 198H3V197H0ZM163 201H165V203H163ZM0 202H2V200ZM7 204L9 205V203H7ZM12 204H13V202H12ZM225 207H227V209H225ZM26 208L24 206V208H22L21 210L26 211ZM3 209H5V208H3ZM6 209H7V206H6ZM31 210L32 209L30 208L29 211L31 212ZM232 211L234 212V209ZM3 212H4V210H3ZM32 212H34V210ZM0 213H1L0 214V216H1L2 212H0ZM262 213H263V211H262ZM34 214L35 213H33V216H34ZM2 216L4 217L5 215H2ZM2 216L0 217L1 219H2ZM37 216L38 215H35V217H37ZM248 216H250V217H248ZM213 217H214V215H213ZM10 218H11V216H10ZM246 218L248 220L245 221L243 224L242 220L246 219ZM249 218H251V219L249 220ZM1 219H0V221H1ZM4 220L7 221L6 219H4ZM9 220H8V222H9ZM97 220H103L104 223L101 224L103 221L101 223H100V221H98L99 222V224H98ZM5 221L2 220V223L0 222L1 223L0 224V241L1 240L3 241V239H4V240H9V241L13 240V242H14L13 238L16 234H18L19 230L8 227V225H7L8 222L5 224L4 223ZM249 221L250 222L252 221L254 225H252ZM96 222H97V224H96ZM141 223H142V225L143 224L146 225V229H144L145 230L144 236L142 235L143 234V229H142L143 227H142ZM180 223H179V226H180ZM184 223L182 222V224H184ZM191 223H192V221H191ZM185 224L187 225L188 223L186 222ZM227 224H229V223H227ZM14 225L15 224H12V226H14ZM189 225H190V223H189ZM15 226H17V225H15ZM169 227H170V225H169ZM176 227H178V226H175V228ZM181 227H182V225H181ZM227 228H229V227H227ZM260 228H261V226H260ZM226 230H228V229H226ZM185 232H187V231L185 230L184 233ZM31 233L32 232H30V234ZM181 233H183L182 229L180 230V236H181ZM19 234H21V233L19 232ZM249 234L251 235L250 237L254 238L253 240H252V238H251V240L249 239ZM23 235H25V233ZM185 235L188 236L187 233ZM16 236L18 237V235H16ZM16 236H15V239L17 238ZM219 236H222L221 237L222 238L221 244H220V241H218V239H216V237H219ZM114 238L111 237L110 240L114 239ZM180 238L182 239V236ZM183 238H184V236H183ZM185 238H187V237H185ZM20 239H22V237ZM173 239H175V240H173ZM110 240H109V242H110ZM26 241H27V239H26ZM185 241L186 240L184 239V242ZM187 241H189V240H187ZM255 243H253V246ZM116 244H123V245H121L122 246L121 249L123 250L126 248V250H123L120 252V250H118V249H120V247L119 248L116 247ZM180 244L182 245V243H180ZM181 245L177 246V247L180 248ZM257 245H258V243H257ZM247 247H249V248H247ZM258 247H259V245H258ZM181 248H183V247H181ZM181 248L178 250L181 251ZM184 251H185V249H184ZM231 252H233V250ZM251 252H252V250H251ZM134 253H136V254H134ZM182 253H183V251H182ZM182 253L179 252L180 255ZM184 254H186V253H184ZM91 256H92V254H91ZM91 256H88V257H91ZM94 257H95V255H94ZM174 258H176V257H174ZM180 258H182V256ZM171 260L173 261V263L171 262ZM257 260H260V259H257ZM64 261H65V263H64ZM145 261H144V264H146ZM177 262H180V261L178 260ZM254 262H256V261H254ZM214 263H210V264H214ZM101 264H103V261L101 262ZM180 264H181V262H180ZM182 264H183V262H182ZM194 264H201V258L197 257L196 262Z\"/></svg>",
    "mask_w": 264,
    "mask_h": 264
}]
</instances>
